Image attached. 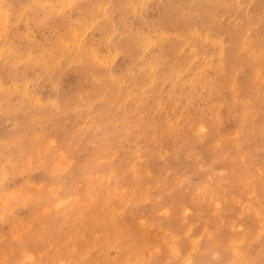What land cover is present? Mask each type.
<instances>
[{"label":"bare ground","instance_id":"obj_1","mask_svg":"<svg viewBox=\"0 0 264 264\" xmlns=\"http://www.w3.org/2000/svg\"><path fill=\"white\" fill-rule=\"evenodd\" d=\"M37 1H39V4L41 3L40 0ZM116 1L117 0H115V2ZM184 1V4L186 5L188 0ZM204 1H206V3ZM256 1L257 3L252 12H248V10L238 12L233 9L235 6L229 9L225 8L223 13H235L239 16L240 25H237L235 28H232L227 22H224L227 14L221 13V9L219 8L220 5H218L217 0H189V6H191L190 8L193 10H198V12H200L199 10H202L203 7L204 9L207 8V16L204 15L203 17L206 18L201 17L203 19L200 20L194 19L196 15L192 17L189 16L190 19L193 18V21H189L188 23H182L185 19L183 21L180 19V13L178 14L179 16H176V12H172L175 11V8L171 9L170 7L172 6L170 5L164 14L160 13L162 16H165V19L159 23L151 21V24L153 25L142 31L130 26L131 24L128 22V17L131 13L135 12L133 11L134 9H131L132 12L129 11L130 13L125 12V15L124 9L123 12H121L123 17L121 16V13L119 16L122 18L121 25H118L117 28L115 27L117 26L116 17L112 23H108L106 26L104 25L103 27L100 26L98 28L93 25L94 28H97V30L99 29L98 39L94 40L92 36L88 39V31H86L87 34L85 33V41L80 40L79 36L77 37V33L83 29L82 27V29L77 32V29H79L78 27L81 24L79 22L80 20L77 21L78 19H75V17H69V15L66 14L69 18H62V23L60 22L56 25L57 22L54 27H52V25L51 27H47L48 25L44 27L41 32V37L43 38L41 39V42L37 44L35 43L32 33L37 31L38 24L44 25L42 20L43 17L41 19V16L37 15V12L36 14H33V12L31 13L33 14L31 18L29 17L31 25L24 26V33L21 36L11 35V31L9 30L10 26L6 24L4 16H2L5 14H0V38L2 37L1 35L5 37H3L5 41L0 43V60L1 58L3 59V62L0 63V117L14 118V130H16L13 134L12 132L2 133L4 134V138L0 140L1 184L9 179V181H11L13 176L18 173L13 166L14 162L15 164L17 162L24 163V161L27 160L29 156L28 150L31 149V146L29 145V134L33 131L55 128L58 133L60 132V135H63L64 139H68L69 137H74V131L79 127L80 119L85 116L94 120V122H92L94 128L90 136V140L95 146V150L92 152L93 156L100 151H104V146H108L111 149L110 151L116 146H120L124 139V134L119 133L120 128H117L116 125L122 124V127H125V122L130 125L127 130L144 134L146 136V142L151 147L153 137L161 134L170 137V119H163L162 124L159 122L160 127H156L157 135H154L150 130H146L147 128L141 124L143 123L142 120L147 117V113L150 115V118H147V121L156 120V110L162 105V103L159 104L158 102L161 97L171 94L174 100H170V104H167L172 105L173 103H176L178 107H183L187 104V100L184 96L187 94V90L190 92V89L192 88L197 99L201 100L200 107H197L194 103L190 102L189 106L183 108H187L189 112L184 116V119L187 120V122H180L182 130L186 128V131H181L179 133L184 136H182L184 139L180 138V145L178 147L177 145L174 146L173 139H164L167 147L166 149L169 151V155L166 157L169 160V167L163 166V168H166L164 170L156 167L151 171L143 172V174L146 173V177L140 176L139 178L144 184L140 193H142L144 202L149 208L154 204L158 205L159 208L161 205H170L174 203L179 209H181L180 211L183 213L182 218L179 217V212L175 208H171V212H174L175 214L176 222L175 224L172 221L173 226L171 232L168 231L162 235L155 234L154 232L151 233L152 230L149 232L148 228H143V225H145L144 221H140L142 225H137V221L134 219H125L119 226H112L110 223L116 220L119 215L115 213V210L112 209L109 204H106L104 199L102 200L99 198L98 201L94 202V207L83 214L82 219L75 215L76 212L81 211L76 209L70 211L74 217L69 219L62 218V221L59 223L61 230L64 229L63 226L65 225L70 227L76 220H80L83 226V228L82 226L73 228V231L76 232V237L80 238L78 240L80 245L78 248H75V252L72 250L73 253L72 255L69 254V256H74L75 258L76 256L86 257L92 255L91 251L93 250V247L89 244L83 243L81 238L88 234L89 230L91 231L92 226L101 225L106 228V231L104 232L105 236L111 232L113 227H117L116 230L122 229L124 232L122 234H126L128 239H131L132 236L136 235L138 229H140L141 231L136 235V239L133 238L134 240L131 241L132 244L135 242L139 248L143 245V241H145L146 246L143 245V248L146 249L152 244L150 240V237L152 236L151 239L158 242L154 251L157 254L163 252L164 254H167L163 259L172 261L174 264H187L188 260L184 259V252L186 251L187 256H189L192 254V249H190L188 245V239L184 234L186 233L184 227L180 228L177 225L185 221L186 223L191 222L190 220L192 218L198 217L204 218L210 216L215 219L216 213L211 210L210 207L213 206L212 199L219 189L218 186L214 185L213 180L210 181V179H214L215 174H209V172H207L208 170L206 171L202 169L201 166H203V163L200 164V160L194 158L195 154L192 150L194 147H200L204 144L203 150L206 155L203 153H201V155L204 161L206 159H211L216 153V150L213 151L208 147L209 142L208 140L201 138L202 133L204 132L207 134L209 131V135H213V132L218 134L221 131L220 128H223L220 126L221 122L225 121L226 125L229 127L236 128L241 122V119H245L244 116L239 119V113H241V108L245 104L242 102L240 103V101L238 102L239 96H237V93L240 92L236 90V86L242 81H247L250 71L254 68L252 62L246 63V59H241V56L238 55L237 61L231 67L230 73L227 71H221V75H217L215 72H205L204 77L200 78L197 76L201 73L196 71L201 67V60L198 56L201 53H204L203 50H206V52H209L208 54L212 57V61H210L212 63L211 66L224 67L223 61L234 56L235 50L243 43L242 35L245 33H251L250 35L253 36L260 48H264V0ZM120 2L122 1L120 0ZM182 2L180 3L183 4ZM36 3L38 4V2ZM174 3L175 2L172 4ZM89 4H91V2ZM233 5H235V3ZM176 6H178V4ZM43 7L45 9L44 4ZM158 7V4L155 5V9ZM186 7L187 6L184 8ZM37 8H39V6H37ZM109 9H103L106 18L110 17L109 14H111V12H109ZM177 9L179 10V8ZM16 10L14 9V11ZM30 10L33 11L34 9L30 8ZM9 11L11 13V10ZM230 11L232 12L230 13ZM191 12H188V14ZM174 14L176 15L174 16ZM182 14L184 15V13ZM202 14L204 13L202 12ZM88 15L89 13L86 14L82 12L79 17L85 20L88 18ZM91 15H93V13ZM97 15L99 17L101 16L99 14ZM219 17L222 20L221 24H218ZM27 18L28 17H26V19ZM89 19H91V17ZM106 21L109 20L106 19ZM86 27L84 26V28ZM83 30L82 34L85 32H83ZM117 32H119V35L114 37ZM82 34L80 32V35ZM152 37H156L154 47L158 53L155 54H160V57H169L168 61H163V63L159 61L160 57L156 60L160 65V67L158 64L156 66L159 70V76L154 80H152V76L150 78V81L154 86V92L146 89V83L149 82V74L140 75V72L142 68L146 69L155 66L153 65L155 62L146 61V59L143 58L145 57V54L140 55V43L138 41L141 40L147 44L151 42ZM82 42H87V44L85 45ZM190 45H195V47L192 48ZM178 47H180L181 50H186L189 54V58H196V60L191 61L190 59L189 62L187 59H181L175 55L172 56L173 51L178 49ZM228 48L230 50L227 52ZM101 50L102 54L108 55L106 60H98L101 54L99 51ZM92 60L99 61V69L91 66L90 61ZM189 64L194 66L195 71ZM242 67H245L247 71V76L243 78L245 80H242L241 77L237 78L231 75L233 70L238 73H245V71H242ZM65 70L69 72L70 80L67 84L66 90L63 87H60L58 82L64 75ZM151 72H155L154 69H151ZM192 83L194 84L193 86ZM245 83L247 84L248 82ZM250 83L247 85L250 86L251 90L249 88L246 90H250L252 98L249 96V92H247L249 103H245L249 104L251 109L254 110L253 112H256L257 115L263 116L264 92L259 94L258 92L260 88L255 87V82L253 80ZM33 85L37 86V93L32 92ZM147 93L149 95H145ZM57 95L62 96L61 103L57 102ZM246 97L244 99H247ZM220 104L226 105L227 109L224 108L225 110L221 111ZM83 108H85L83 110L86 111L85 113L82 111ZM152 110L155 113L151 115ZM167 110L168 112L171 111L170 109ZM79 111L82 112L79 113ZM165 112L167 113V111ZM256 113L254 116H256ZM260 116H258V118H261ZM119 119H122V123L118 122ZM254 120H256V118H254ZM257 121L258 120H256V122ZM244 124L242 123L241 126ZM249 126L251 125L249 124ZM253 126L255 125L253 124ZM190 127L193 131L190 130ZM255 132H253L254 134L252 133V135H257L258 132ZM127 133L129 134L130 132ZM199 133L200 136H195ZM249 134H247L248 138L251 139L253 136L251 135V137H249ZM84 135H87V133H84ZM180 139L178 140L177 137L174 136V143L177 144ZM248 147L250 152L249 155L253 153V150H256L257 156L259 157V148H254L252 145ZM225 148L229 149L227 146ZM151 149L152 151L150 152L152 154L149 156L152 157V161L163 165L158 157L155 156L158 153L154 150V146H152ZM259 150L262 151V149ZM14 151H16V153H14ZM125 155L126 156H124L123 160H121L120 166L124 174L123 176H125L127 180L126 185H128L132 184V179H134L132 176H129V173L127 172L132 169L130 167V159L132 157L128 156L133 155V151L126 150ZM128 158L129 160H127ZM247 161L245 162L247 163ZM246 163L242 162L238 168H232L229 177L233 179L235 178L236 180L238 177H244V179L250 180L252 186L249 188L246 197H252L255 202L246 199L248 203L245 200L243 203H239L235 202L232 197H229L226 202H218L216 204L214 210L216 212L219 211V213H221L220 215L224 216L225 219L221 221L220 226L219 224H216V237L218 238V241L217 247L212 249L214 250L213 252L216 257L210 259L213 264H222V256L225 261L231 260V264H264V232H260L258 229V227L260 228L264 225V197L261 196V190L264 188V171L258 178H256V174L247 169ZM20 167L22 168V166ZM19 169L20 168H18V171H20ZM22 172L24 171L22 170ZM74 172L79 173L78 166L74 169ZM188 173L199 175L200 181L202 182L200 188L192 190L187 186V180H185V182H179L176 180L180 174L185 175ZM134 176L137 177L136 174ZM9 181L6 183H9ZM152 185H155L156 187L155 194L152 193L154 191L151 189ZM139 186L140 182L138 181L133 187L138 188ZM95 188V192L98 191V193H101L102 189H100L99 186H96ZM87 191H90V189ZM127 196L128 197L123 196L122 198V201L125 202L126 205H128V201H131L132 199L128 193ZM31 197L32 196L30 195L29 199H31ZM44 199L46 200L47 198ZM24 202L27 203L26 201ZM253 203H257L258 208L252 206ZM248 204L251 205V207H249ZM72 205L73 207H76V203ZM166 207L167 206L160 208V210H168ZM0 208L2 207L0 206ZM220 209H223L224 211ZM163 210L162 213L164 212ZM2 211L4 210L2 209ZM2 211H0V213H2ZM186 211H192V213H186ZM236 211H239V214L236 215ZM249 214L253 217L248 222L250 231L248 228L244 230L243 237L240 238L242 244H237V248L232 252L230 245L227 242L222 243L223 239H221V236L228 241L226 232H228L233 222L248 219L246 215ZM56 216H58V214ZM109 219H112V221L110 222ZM68 220H70V222H68ZM162 220L164 219L162 218ZM2 221L4 220L0 216V225ZM50 224H52V222H48L47 224V222H44L43 220V225H41L47 229L49 228L51 232L50 234L59 232L54 224ZM192 232L193 231L190 232V237L194 235ZM192 239H194V237H192ZM101 242L102 244L99 243V247L103 248L104 251H107L105 250L106 240L101 238ZM196 243L198 242L196 241ZM58 244H60V241H58ZM226 244L229 248V251L227 252L225 251ZM27 246H31V244H28ZM56 246L58 245H53L54 248ZM1 247L2 246L0 245V251L2 250ZM54 248L50 250L53 251ZM145 249L143 252H140V254L133 250L127 252L123 261L118 259L121 261L119 263L148 264L146 260L142 259L147 256H144ZM146 252H149V249H146ZM53 253H58L60 257L66 254L63 248H61L60 252L53 251ZM53 253L52 255H54ZM206 253H211V251L209 250ZM44 262L45 264L49 263V258H46ZM96 262L97 261H93L94 264ZM106 262H108V260ZM58 264L63 263L58 262Z\"/></svg>","mask_w":264,"mask_h":264},{"label":"rangeland","instance_id":"obj_2","mask_svg":"<svg viewBox=\"0 0 264 264\" xmlns=\"http://www.w3.org/2000/svg\"><path fill=\"white\" fill-rule=\"evenodd\" d=\"M121 1L122 2H120V0H117L116 3L115 0H64L63 3V0H40L41 3L39 4V1L37 0H0V14H5L2 16H4L6 24L10 26L9 30L11 31V35L21 36L24 33V26L31 25L30 18L34 13L36 14L37 12V15L41 16V19L43 17L42 20L44 25L38 24V28L36 29L37 31L32 33L36 44L41 42V39L43 38L41 37V32L45 26L48 25L47 27H51L52 25V27H54L55 23L58 22L56 25H58L60 22L62 23L63 19H65L66 17H75V19H78L77 21L80 20L79 22L81 23V28L79 26L77 32L78 30L80 31L82 27L84 29H82L83 32H85L84 34H82L81 30L80 32L82 35H80V32H78L77 37L79 36L80 40L85 41V37L87 34L86 31H88V39H90L91 36L94 40L98 39L99 29L97 30V28L94 27L99 28L100 26H106L108 23H112L115 19L117 25L115 27L117 28L118 25H121L122 18L119 16L124 9V15L125 12H129L131 11V9H134L133 11L135 12L131 13V15L128 17V22L131 24L130 26H133L134 28L140 31L146 30L148 27H151L153 25L151 24V21L159 23L163 19H165V16H162L160 13L164 14L166 9L170 5L172 6L170 7L171 9L175 8V11L172 12H176L177 15L174 14V16H179L178 14L180 13V19H182V21L185 19V22L181 21L182 23H188L189 21H193V18L190 19L189 16L192 17L196 15L194 18L195 20L206 18L203 17L204 15L207 16V8L204 9L203 7L202 10L200 9L199 11L201 13L198 12V10H193L190 8L191 6H189V0L186 5L184 4V0ZM36 2H38V4ZM90 2L91 4H89ZM111 2L114 4H112ZM173 2L175 3L172 4ZM180 2H182L184 5ZM204 2L206 3V1ZM217 3L218 5H220L219 8L221 9V13L227 14V17L225 18L224 22H227L228 25H230L232 28H235L237 25H240L239 16H237L235 13H231L232 11H230L231 14L223 13L225 11V8L229 9L235 6L233 9L237 10L238 12L246 10H248V12H252V10H254L255 8L257 1L217 0ZM234 3L235 5H233ZM43 4L45 5V9L43 7ZM157 4L159 7L155 9V5ZM177 4L178 6H176ZM37 6H39V8H37ZM185 6H187V9L184 8ZM29 7L34 10H30ZM13 8L15 10L17 9L18 11H14ZM66 8H69L68 11ZM90 8L94 11H92ZM102 8L111 9H109V12H111V14H109V18L105 17ZM177 8H179V10L181 9L182 11H179ZM88 9L90 12L88 11ZM9 10H11V13ZM32 12L33 14H31ZM66 12H68L69 14ZM82 12L86 14L89 13L90 16L88 15V18L83 20L79 17ZM188 12L191 13L188 14ZM202 12L204 14H202ZM92 13L93 15H91ZM182 13H184V15ZM66 14L69 15V17ZM97 14L101 16L99 17ZM121 16L123 17L122 13ZM26 17L28 18L26 19ZM90 17L91 19H89ZM106 19L109 21H106ZM117 20H119L120 22ZM221 22L222 20L219 17L218 24H221ZM84 26L86 28H84ZM250 34L251 33H245L242 35L243 43L241 42L242 44L240 43V47L235 50L234 56L223 61L224 67L211 66L212 63L210 61H212V57L208 54L209 52H206V50H203L204 53H201L198 56L201 60V67H199V69H197L196 71L201 73L197 76L200 78L204 77L205 72H215L217 75H221V71H227L228 73H230L231 67L236 63L238 55L241 56V59H246V63L252 62L254 68L252 71H250L247 81H242L238 83L239 85L236 86V90L240 92L237 93V96H239L238 102L240 101V103L242 102L245 104L241 108V113H239V119H241L243 116L245 117V119H241V122L238 125L239 127H229L228 125H226V122L223 121L220 123V126L223 127L220 128V133L216 134L215 132H213V135H209V131L207 134H205L204 132L202 133L201 138H203L204 140H208V147H210L213 151L216 150V153L212 156V158L210 157L211 159L209 160L206 159L204 161L201 155V153L206 155L203 150L204 144H202V146L200 147H194L192 150L195 154L194 158L200 160V164L203 163V166H201L202 169L206 171L208 170L207 172H209V174H215L214 179H209L210 181L213 180L214 185L218 186L219 189L217 190L216 194L214 195V198L212 199L213 206L210 207L211 210L216 213L215 219L214 217L210 216H206L204 218L198 217L192 218L190 220L191 222L186 223L185 221L177 225L180 228L184 227L186 232L184 234L188 239V245L190 249H192V254L189 256H187L186 251L184 252V259L188 260L187 264H213L210 259L216 257L215 253L213 252L214 250H212L217 247L218 241V238L216 237V224H219L220 226L221 221L225 219L224 216L220 215L221 213H219V211L216 212L214 210V207H216V204L218 202H226L229 197H232L235 202L239 203H243L244 200L248 203L246 199L255 202L252 197H246L249 188L252 186V182L248 179H244V177H238L237 180L235 178L233 179L229 177L230 170L232 168H238L240 163H246L245 161L248 160L246 163L247 169H249L252 173H255V176H257L256 178H258L260 174L264 171V114L263 116L257 115L256 112H253L254 110L251 109L250 105L247 104L249 103V96L251 97V88L247 84H249L252 80L255 82V87L260 88L258 93L262 94V92H264V48H260V46L254 40L253 36ZM116 35L118 36L119 32L115 33L114 37ZM1 36L2 37L0 38V43L5 41V37L3 35ZM138 41L140 43V55L145 54V57L143 58H145L146 61L155 62L153 64L155 66L146 69L142 68L140 72V75H144L147 73L149 74V82L146 83V89L148 91L154 92V86L152 85L150 78L152 76V80H154L157 76H159V70L156 67L158 63L156 60L160 57V54H155L158 53L156 48L154 47L156 37H152L151 42L147 44L142 42L141 40ZM82 43L85 45L87 44V42ZM190 47L194 48L195 45H190ZM229 50L230 49L228 48L227 52ZM99 52L101 53L102 50ZM173 55L181 59H187L189 60V62L190 59L191 61L196 60V58H189V54L186 52V50H181L180 47L173 51L172 56ZM107 58V54L101 53L98 60H106ZM168 58L169 57L162 56L159 58V61L163 63V61H168ZM2 62L3 59L1 58L0 63ZM90 64L94 68L99 69V61L92 60L90 61ZM189 65L194 70V66L191 64ZM151 69H154L155 72H151ZM242 71H245V73H238L237 71L233 70L231 75L237 78L241 77L242 80H245L243 78L247 76L246 68L242 67ZM58 82L60 84V87H63L66 90L67 84L70 82L69 72L65 70L64 75ZM245 82L248 83L246 84ZM193 85L194 84L192 83V86ZM247 88H249L250 90H246ZM37 90V86L33 85L32 92L37 93ZM240 90L242 91V93ZM247 92H249V96ZM145 95L149 94L147 93ZM184 97L187 100V104L183 107H178L176 103L169 105L170 100H174L171 94L161 97L158 102L159 104L162 103V105L156 110V120L147 121V118H150L149 113H147V117L142 120L143 123L141 124L147 128L146 130H150V132H152L154 135H157L156 127H160L159 122H161L162 124L163 119H170L171 121L170 137L166 135L164 136L163 134L153 137L151 141V147L146 142V136L144 134H139L137 132L127 130L130 125L125 122V127H122V124L116 125L117 128H120L119 133L124 134V139L122 140L120 146H116L112 150L114 152L110 151L111 149L108 146H104V151H100L95 156H93L92 152L95 150V146L91 142L90 136L94 128L92 126V122H94V120L85 116L80 119V125L74 131V137H69L68 139H64L63 135H60V132L58 133L55 128H47L44 130H36L31 132V134H29V145L31 146V149L28 150V155L30 156V158L28 156L29 159L27 158L24 163L17 162V165L14 162L13 166L18 173L13 176L11 181H9L10 179L7 180L9 181V183H6V181L5 183L2 182L1 184L0 182V206L2 207L0 208V211H2V209L4 210L2 211V213H0L1 218L4 220L1 222L0 225V245L2 246V250L0 251V264H45L44 261L46 258H49L50 260V262L46 264H58V262L63 264H94L93 261H97L95 264H120L119 262L124 260L127 252H130L131 250L139 254L140 252H143L145 249L143 248V245L146 246L145 241H143V245H141L139 248L135 242L133 244L131 243L132 240L136 239V235L141 231L140 229H138L136 235L132 236L131 239H128L126 237V234H122L124 233L122 229L116 230L117 227H113L111 232L107 236H105L104 232L106 231V228L104 226L99 225L94 227L92 226L91 231L89 230L88 234L81 238L83 243L89 244L93 247L91 253L94 256H76L75 258L74 256H69V254L72 255L75 248H78V246L80 245V242L78 241L80 238L76 237L77 235L76 232L73 231V228L81 227L82 224L80 220H76L73 225H71L70 227L65 225L63 226L64 229L61 230L59 227V223L62 221V218L69 219L74 217V215L70 211L76 209L81 211L76 212L75 215L82 219L83 214L87 210L92 209L94 207V202L98 201L99 198H101L102 200L104 199L106 201V204H109V206L115 210V213L119 215L114 221H112V219H109L110 222L112 221L110 223L112 226H119L125 219H134L135 221H137V225H142L140 221H144L145 225H143V228H148L149 232L152 230L151 233L154 232L155 234L162 235L168 231L171 232L173 222L176 224L175 214L174 212H171V208H175L179 212V217L182 218L183 213H181V209H179L174 203L170 205L164 204L159 206V208L158 205L154 204L151 208H149L144 202L142 193H140V190L143 189L144 184L139 178L140 176L146 177V173L143 174V172L151 171L156 167H159L161 170L166 169L163 168V166L169 167V160L166 158L169 155V151L166 149L167 147L164 139H173V145H177L178 147L181 143L180 138L184 137L179 133L181 131H186V128L182 130L180 122H187V120L184 119V116L186 115V113L189 112L187 108H183L189 106L190 102L194 103L197 107L201 106V100L197 99V96L195 93H193L192 88L190 89V92L189 90H187V94ZM245 97L247 99H244ZM56 100L58 103H61L62 96L57 95ZM220 107L221 111L227 109V106L223 104H220ZM84 109L85 108H83L82 111ZM167 109H170L171 111L168 112ZM82 111H79V113H81ZM165 111H167V113ZM85 112L86 111H83V113ZM153 113L155 112H153L152 110L151 115ZM255 113L256 116H254ZM258 116H260L261 118H258ZM254 118H256V120L258 121L256 122ZM248 121L252 127L249 126ZM118 122L122 123V119H119ZM242 123L245 126H241ZM253 124L255 126H253ZM14 127V118L5 117L0 119V140L4 138V134H2L4 132H12L13 134L16 131L14 130ZM190 130L193 131L191 127ZM127 132L130 133L128 134ZM253 132L258 133L257 135H252ZM84 133H87V135H84ZM247 134L250 135L249 137H251V135L253 137L249 139ZM198 135L200 136V133L195 136L198 137ZM174 136H176L178 140L180 139L177 144L174 143ZM225 145L229 149H226ZM251 145L254 148L262 149L263 152L258 149V152L260 153L259 157L257 156L256 150H253V153L249 155L250 152L248 146ZM152 146H154V150L158 153L154 155L158 157V159L163 165L152 161V157L149 156L150 154H152L150 152L152 151ZM14 149L17 150L16 148ZM126 150L133 151V155L128 156L132 157L130 159V167L132 169L127 172L129 173V176H132L135 179H132V184L128 185H126L127 180L126 177L123 176L124 174L120 166L121 160H123L124 156H126ZM14 153H16V151H14ZM127 160H129V158ZM20 166H22V168ZM77 166L79 169V173L74 172V169ZM18 168H20V171H18ZM22 170L24 172H22ZM135 174L137 175V177L134 176ZM176 180L179 182H185V180H187V186L192 190L198 189L202 186V182L200 181L199 175H195L192 173H188L185 175L180 174ZM138 181L140 182V186L138 188H134L133 186L136 185ZM96 186H99L100 189H102L101 193H98V191L95 192ZM88 189H90V191H87ZM151 189L154 190L152 193L155 194V185H152ZM127 193L128 195H130V197H132L131 201H128V205H126V203L122 201L123 196L128 197ZM30 195L32 196L31 199H29ZM261 196L264 197V188L261 190ZM44 198L47 199L45 200ZM24 201H26L27 203H25ZM74 203H76V207H73L72 204ZM165 206H167L166 208H168V210L162 209L164 211L163 214L160 208H164ZM252 206L258 208L257 203H253ZM249 207H251V205H249ZM186 213L191 214L192 211H186ZM57 214L58 216H56ZM237 214H239V211H236V215ZM246 217L248 219H242L233 222L228 232H226L228 241L221 236V239H223L222 243L227 242L230 245V249L232 252L237 248V244H242V240L240 238L243 237V233L245 232L244 230L248 228V230L250 231L248 227V222L253 217L250 214L246 215ZM162 218L164 220H162ZM43 220L44 222H47V224L48 222H52V224L50 225L54 224V226L57 227L59 232H54V234H50L51 232L49 228L47 229L46 227H42ZM68 222H70V220H68ZM258 229L260 232H264V225H262V227L260 228L258 227ZM191 231H193L192 233L194 235L190 237ZM151 237L150 240L152 244H150L146 248L149 249V252H146L145 249L144 256H147L142 259L146 260L148 264H174L172 261L163 259L165 255H167L164 254V252L161 254H157L154 251V249L157 247L158 242L154 239H151ZM192 237H194V239H192ZM101 238H104L106 240L105 250L107 251H104L103 248L99 247V243L102 244ZM58 241H60V244H58ZM196 241L198 243H196ZM28 244H31V246H27ZM56 244L58 246L54 248L53 245ZM177 244L179 245L178 242ZM53 248V251L57 252H60L61 248H63L67 255L65 254L60 257L58 253L55 254L56 252L53 253V251L50 250ZM225 249L226 252L229 251L227 244L225 246ZM209 250L211 251V253H206ZM52 253L55 256L52 255ZM118 259L121 261H119ZM107 260L108 262H106ZM221 261L222 264L232 263L231 260L225 261L223 256L221 257Z\"/></svg>","mask_w":264,"mask_h":264}]
</instances>
